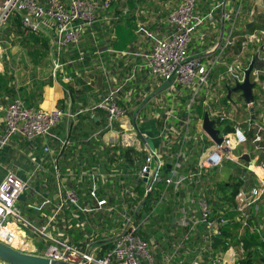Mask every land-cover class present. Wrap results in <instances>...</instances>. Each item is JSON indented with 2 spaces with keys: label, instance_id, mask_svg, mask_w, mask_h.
Returning a JSON list of instances; mask_svg holds the SVG:
<instances>
[{
  "label": "built area",
  "instance_id": "obj_1",
  "mask_svg": "<svg viewBox=\"0 0 264 264\" xmlns=\"http://www.w3.org/2000/svg\"><path fill=\"white\" fill-rule=\"evenodd\" d=\"M113 1L4 0L0 3V33L15 16L22 32L47 38L55 51V56L51 53V72L55 79L64 73V65L60 62L63 52L68 55L66 65L74 63L69 57L70 50L77 52V62L83 61L79 46L102 16L108 17ZM175 3L166 4L170 9L166 17L169 31L162 36L146 30L139 21L141 12L134 11V35L146 38L151 44L149 50H106L122 56L131 54L139 63L116 82L100 62L99 75L105 89L91 108L103 115V127L95 136H100L103 131L111 133L112 144L111 140L106 141L111 148L119 141L117 136L126 137L123 140L126 150L145 154L137 173V183L142 182L145 196L157 186L163 188L161 194L158 191L159 199L152 202L151 211L137 218L141 202L126 205L125 200L134 202L138 197L135 188L114 195L104 190L102 197L100 183L114 177L112 174L105 177L99 171L79 175L69 171L64 173L50 142L54 140L53 130L64 119L74 120L69 106L42 111L28 107L17 93L5 108L0 107V150L10 145L13 137L26 142L39 140L43 144L42 157L29 156L33 169L23 177L16 170H9V166L0 164L3 171L0 244L19 253L66 264H141L142 260L147 264H183L185 259L189 264H255L256 260L263 264L264 102L262 94L255 95L254 90L258 88L264 93V24L258 28H247V25L257 18L264 19V0H176ZM201 4L209 8L205 14L201 12ZM129 12L127 7L122 9V15ZM205 26L206 31L201 30ZM216 26H221L219 39L212 38L219 32ZM195 35L199 36L201 52L189 50L191 37ZM235 48L237 53L233 54ZM2 58L0 51V62ZM252 62L249 81L253 84V102L246 104L240 92L244 106L237 105L231 100L232 94L228 98V89L244 82L245 71ZM217 69H222L223 73L212 80ZM136 71H143L153 81L164 84L167 96L172 99L168 106L159 101L164 116L156 117L161 125L159 144L154 149L149 147V135L137 129V117L132 122L128 115L126 103L130 102V94L126 103H120V93L135 80ZM62 80L66 84L71 82L67 74ZM86 84L91 86V81ZM180 98L185 101L180 103ZM193 105L203 106L204 113L214 122L219 144L204 132L201 118L191 133ZM239 107L244 109L239 111ZM113 136H116V142ZM248 142L249 150L246 148ZM239 148L242 150L234 156L232 152ZM244 156L248 157V162L243 160ZM227 162L233 165L231 177L240 186L231 203L216 198L219 203L216 204L218 209L214 210L208 196L219 194V185L223 183L221 171ZM45 163L52 172L44 168ZM46 172L52 178V187L40 178ZM246 174L254 183H245ZM34 178L41 182L34 186L35 200L28 201L23 210L26 215L34 216L28 219L16 206L23 197L28 199L24 192ZM84 178L89 184L83 197L90 205L79 201L77 186ZM123 185L122 182L118 187ZM169 194L176 201L181 195L182 200L181 208H176L168 221L170 243L167 253L158 251V243L144 239L142 234L147 231L151 217L167 204ZM48 208H51V214L46 213ZM102 211L107 212L104 217H110L114 212L121 214L123 223L117 232L101 229V224L93 219ZM65 212L66 222L61 224L59 231L56 219ZM231 213L235 216H230ZM81 219L85 221L72 223ZM86 226L97 232H85ZM222 227L228 229V236L222 234ZM72 228L82 229L80 233L83 234L77 241L70 236ZM252 237H257V241L247 242L246 239ZM31 238L45 243L46 250L36 248ZM106 245L110 248L104 249ZM0 264L7 263L0 260Z\"/></svg>",
  "mask_w": 264,
  "mask_h": 264
},
{
  "label": "crops",
  "instance_id": "obj_2",
  "mask_svg": "<svg viewBox=\"0 0 264 264\" xmlns=\"http://www.w3.org/2000/svg\"><path fill=\"white\" fill-rule=\"evenodd\" d=\"M4 0H0V3ZM66 1V0H65ZM117 1V0H116ZM132 2L135 5V11L141 12L139 21L144 25V28L150 33H154L158 36H162L169 31V26L166 23V17L170 9L166 6L167 3L175 5L176 0H118L117 6L119 10L124 7L129 8L128 3ZM136 3V4H135ZM201 12L205 14L208 11V7L205 4L200 5ZM102 16L97 22L99 28L92 32H87L84 40L79 46V51L83 53L84 58L82 62H77V52L70 50L69 57L74 60L71 65H66L68 61V55L63 52L60 57V62L64 65V73L57 78H52L51 72V58L45 55V51L42 50L43 42L41 38L27 35V41L29 44L24 43V37L20 40V46L10 47L7 40L11 39L14 35L23 36L20 30V25L17 17H12L7 22L0 33V51L3 54L2 61L0 62V76L7 81L8 91H0V107L5 108L10 103L14 96L20 91L19 96H24L27 106L40 109L42 111H51L55 108L66 109L69 106L70 112L74 115V120L68 122L66 119L53 130V138L50 142L51 150L60 159L62 171L66 173L85 174L92 171H99L105 177L111 175L112 168L118 174H112L114 177H108L104 184L100 183V194L105 196L104 190L109 191L110 195L117 194L119 191H126L135 188L137 183V173L141 167L140 154L138 152L131 153L133 163L129 164L125 159L121 158V151L126 149L123 144L118 141L114 148H111L106 144L107 139L112 137L111 133L103 131L100 136L95 134L103 127V115L100 112H93L91 108L97 101L100 94L103 93L105 86L102 78L100 77V62L103 63L105 68L110 73V76L115 79L116 82L121 81L125 75L131 71L139 63V60L133 55H119L115 52H136L140 50L148 51L150 42L144 37H136L135 41L127 46L124 50H115L111 44L116 40L114 24L110 23L109 15ZM264 24L263 18H257L251 22L250 27L258 28ZM133 30L135 29L134 23H131ZM247 25V26H248ZM221 26H216V32L212 38L219 39ZM207 26L201 30L206 31ZM133 32V31H132ZM25 34V33H24ZM196 48L194 52H201L202 48H199L200 39L199 36H194L193 39ZM113 50L114 53H108L106 50ZM35 50L36 55L30 56L29 52ZM259 50V48H258ZM261 51V50H260ZM237 53V49L233 50V54ZM79 72V75H78ZM69 76L71 82L66 84L63 82V75ZM148 77L143 71H136L135 80L131 81L128 87L124 88L120 93V103L127 102V95L130 94V102L126 103L129 117L139 122L136 125L137 129L141 132L147 133L155 144L156 148L159 144V128L161 122L156 117L163 118V112L160 111L159 101L165 105L171 103L170 96H167L164 88V84L161 82L153 81V84H147ZM91 81V86L86 83ZM14 93L10 94V93ZM145 92V93H144ZM134 97V98H133ZM185 98H180V103H183ZM167 110V109H165ZM181 114V113H180ZM115 135V134H114ZM117 136V135H116ZM114 137V142H116ZM121 137V136H117ZM156 140V141H155ZM111 140V144H112ZM42 141L36 140L34 142H26L14 138L10 145L3 150H0V164L9 166L16 170L20 177L26 175V173L32 171V165L30 163V155L36 157H42L41 148ZM248 150V149H247ZM114 155V156H113ZM137 155H139L137 157ZM145 154H143L144 156ZM142 156V155H141ZM96 158V160L92 159ZM143 159V157L141 158ZM117 162L116 165L114 163ZM44 168L49 172V164L45 163ZM48 174L47 172L42 174ZM41 175V178H43ZM245 183H254L250 180L247 174L244 177ZM228 180L222 179L224 183ZM124 183L123 187L119 188L120 183ZM73 184V182L71 183ZM89 180L84 178L78 188L82 189L83 186H88ZM158 189V190H157ZM157 190V191H156ZM163 192L161 186L155 187L154 193ZM216 192L213 195H209L208 199L213 204L214 208H218L217 199L222 200L221 191ZM217 195V197H216ZM82 192L80 197L84 198ZM126 197V195H124ZM168 202L161 208H172V213H166V218L171 219V215L175 212L176 208H181L180 201L182 198L179 196V200L176 201L172 194L167 196ZM126 205L128 200H125ZM87 203V202H84ZM83 204V203H82ZM121 200L118 202L120 206ZM118 206V208H120ZM128 208V207H127ZM193 208H196L193 205ZM46 213L50 211L46 209ZM100 214V213H99ZM97 214V215H99ZM28 216L33 217L32 214ZM90 218L89 216H83ZM101 219V214L98 216ZM91 219V218H90ZM166 222L164 220L160 222ZM170 227V224H169ZM167 230V228H166ZM70 236L75 240L80 239V232H71ZM153 238V235L151 236ZM247 242L255 243L257 237L246 239ZM161 250V249H160ZM159 250V251H160Z\"/></svg>",
  "mask_w": 264,
  "mask_h": 264
},
{
  "label": "rangeland",
  "instance_id": "obj_3",
  "mask_svg": "<svg viewBox=\"0 0 264 264\" xmlns=\"http://www.w3.org/2000/svg\"><path fill=\"white\" fill-rule=\"evenodd\" d=\"M22 33H23V36L14 35L11 39L7 40V42L10 44V47L13 46V47L19 48V46H20V40L22 39V37L25 38L24 39V43H26V44L27 43L28 44L30 43L29 41H27V35H30V34H24V32H22ZM41 39H43L42 40V42H43L42 43L43 44L42 50L46 51V55L48 54V56L51 58V53L54 52V56H55V51L53 50L50 41L48 39H46L45 37H43ZM192 39H194L193 36L191 37V42L189 44V50L190 51H193L196 48L195 43H194V41H192ZM219 73H223L222 69H220V70L217 69V70H215L213 72L212 80H215L216 77H217V75ZM146 78H147V84L148 83L153 84V79L151 77H146ZM259 93L262 94V99H263V102H264V93L261 91V89L256 88L254 90V94L255 95H258ZM231 100L234 101L237 105L241 104L242 106H244L243 99L240 97V92L232 93ZM167 109H169V107ZM243 109L244 108L241 109V107L238 108L239 111L240 110H243ZM203 114H204V108H203V106H201V105H199V106L193 105V107H192V115H191V118H190V120H191L190 121V131H191V133H193V126L198 122V119H200V118L202 119ZM1 115H3V114H1ZM14 138H16V137H13L11 139V141ZM136 138H138V137L136 136ZM125 139H126V137H122V138L120 137L118 140H119L120 144H123V140H125ZM108 140H112V139H108ZM154 146H155L154 142L152 140H149V147L152 148V149H154ZM246 148L248 150L251 149V145H250L249 142L246 144ZM241 150H242V148H239L237 151H233L232 154L234 156H237ZM139 154H140V157L142 158L143 157V153L141 152ZM116 164H117V162L114 163V165H116ZM232 166L233 165L231 164V162H227L226 165L224 166L223 170L221 171L222 179L228 180L227 182H229L231 184L232 183H237L236 181L234 182L233 180L230 179V178H232L231 177V170H230L231 169L230 167H232ZM8 168H9V170H14V168H12V167H8ZM111 168H112L111 169L112 170L111 174H118V172L115 171L114 167H111ZM2 172L3 171L0 168V180H2V177H3V173ZM49 172H52V168H49ZM48 176H49V178L51 180V183H52V178H51V176L49 174L42 175L43 178H41V176H40V178L42 179V181H45L50 187H52V184L48 182L49 181ZM136 179H138V178L136 177ZM39 181L41 182L40 179L34 178L32 181H30L28 183L29 184L28 185V190L24 192V196H28V199L25 198V197H23L20 200V202L17 204V206H16L17 209H19L23 213V215L26 218H28V219H33L34 216L33 217H30V216L26 215L23 210L26 208V203L28 201L31 202V201H34L35 200L33 190H34V186H37V183H39ZM79 201H80V203L87 202L90 205V202H89V200L87 198H81V197H79ZM47 210L51 211V208H48ZM103 214L106 215L107 212L106 211H102V214H101L102 217H101V219H98L99 218L98 216H100V214L97 215V216H95V218H93V219L94 220H97L99 222V224H101V229H102V227H104V230H107V231L108 230H111L113 232H117V230L120 229V227H121V225L123 223V219H122L121 214L118 215L116 212H114V213H112L110 215V217H104ZM230 216H235V214L234 213H231ZM84 221H85L84 219H81L80 221H72V223L80 224V223H83ZM56 222H57L56 229H59V231H61V224L63 222H66V215H65V213H61L57 217ZM156 223L157 222L150 223V230L158 229L160 231L159 232V235L161 233L163 234V235L161 234V236H162L161 237V240L156 241V239H155L156 237L155 236H154V238H151V236H149V239L152 240V241H154V242H156V244L158 243V248H157L158 251L161 249V251L168 253L169 252V243H170L169 238L167 237V233L169 232V229H170L169 222L166 221V222L162 223V225H159L158 227L156 226ZM166 228H167V230H166ZM84 229H85V232H89V233H93V234H95L97 232L96 229H94L92 227H89V226H86ZM81 230H82L81 228L80 229L72 228L71 229V232H75V231L81 232ZM27 233H29V232H27ZM150 233H152V232H150ZM82 234L83 233H80V235H82ZM31 239H32L33 244L40 251H45L46 250V244L45 243H43L41 241L38 242L35 238L34 239L31 238ZM189 263L190 262L187 259H185L183 261V264H189ZM141 264H147V263L142 260L141 261ZM174 264H176V263H174Z\"/></svg>",
  "mask_w": 264,
  "mask_h": 264
},
{
  "label": "trees",
  "instance_id": "obj_4",
  "mask_svg": "<svg viewBox=\"0 0 264 264\" xmlns=\"http://www.w3.org/2000/svg\"><path fill=\"white\" fill-rule=\"evenodd\" d=\"M118 1V0H117ZM117 1H113L111 6H110V9H109V12H108V15L110 18H112L113 20H111L110 23L114 24V29H115V34H116V40L115 42H113L111 44V46L115 49V50H124L127 48V46L131 43H133L136 39V36L134 35V30L132 28V21L134 20V11H135V5L130 2L128 3V9H129V13L126 14V15H122V10H119L118 9V6H117ZM136 4V3H135ZM18 19V18H17ZM19 21V20H18ZM134 23V22H133ZM99 28V25L98 23L94 25L93 29L96 30ZM133 31V32H132ZM30 36H34V35H30ZM35 37V36H34ZM47 39V38H46ZM28 44V43H27ZM35 50H32L29 52L30 56H33V55H36L37 53H34ZM45 55H46V51H45ZM8 91L7 89V81L2 77L0 76V91ZM10 94H13V91L12 93ZM18 94H20V91H18ZM22 98L24 99L25 103L27 101V99L25 100V94L24 96H22ZM27 105V104H26ZM29 107V106H28ZM131 153H133V150L131 149H127L125 151H121V155L120 157L125 159V161L129 164L133 163V160L132 157H131ZM114 156V155H113ZM139 155H137L138 157ZM92 159L96 160V158L92 157ZM141 157H140V162H141ZM131 162V163H130ZM48 179H49V183H51V180L48 176ZM231 180H233L234 182L237 181L236 179H233V178H230ZM137 182H138V179H137ZM140 183L135 186V191L137 193V198L136 200L133 202V201H130L128 200L129 204H128V207L130 205H133L137 202H141V207L138 208V214H137V218H140V217H144L146 214H148L150 211H151V204L152 202L156 201L159 199V193H154L153 192H150L148 193L147 196H145V190L143 189L142 187V182L139 181ZM73 185V184H72ZM239 183H229V182H224V183H221L219 185V190L221 191L222 193V199H224L225 201L227 202H232V199H233V196L234 194L236 193V191L238 190L239 188ZM77 190H78V194L81 195V193H86V185L82 187V189L78 188L77 186ZM179 196L181 197V195H178L177 198H179ZM174 197V196H173ZM175 199V197H174ZM214 210L215 209H218V208H213ZM174 209L172 208H160L157 212L156 215H154L153 217H151V220L147 226V230H148V233L147 231L145 233H143V238L144 239H149V236L153 235L155 236L156 238V241L158 240H161V234L159 235V230L158 229H155V230H150V223H156V226L158 227L160 224L161 221L164 220V217L166 219V221H168V219L166 218V213L170 214L173 212ZM65 215H66V212H65ZM171 219H169L170 221ZM222 230V234H224V236H228V229L225 228V227H222L221 228ZM152 232V233H150ZM230 237H232V235L230 234ZM110 246L109 245H106L104 247V249H109ZM250 263V261L248 262ZM255 264H261L260 260H256L255 261Z\"/></svg>",
  "mask_w": 264,
  "mask_h": 264
},
{
  "label": "water",
  "instance_id": "obj_5",
  "mask_svg": "<svg viewBox=\"0 0 264 264\" xmlns=\"http://www.w3.org/2000/svg\"><path fill=\"white\" fill-rule=\"evenodd\" d=\"M250 25L247 26L249 28ZM253 67V62L249 65L247 70L245 71V78L244 82L242 84H238L234 86L231 89H228V98L232 93L235 92H241V97L244 99L246 104H250L253 102V96H252V88L253 84L249 81V74ZM251 112L253 110L251 109ZM202 129L204 132L209 135L213 140H215L216 143H220V139L218 138V131L214 129V122L210 121L208 118V115L206 113L203 114L202 118ZM243 160L248 162V157L244 156ZM169 169V166H167V170ZM147 179L144 178L143 182L146 183ZM151 184V181L149 185ZM0 260L7 263V264H66L64 262H57L50 259H45L37 256H32L24 253H19L14 250H11L10 248L0 244ZM264 264V261H262Z\"/></svg>",
  "mask_w": 264,
  "mask_h": 264
}]
</instances>
